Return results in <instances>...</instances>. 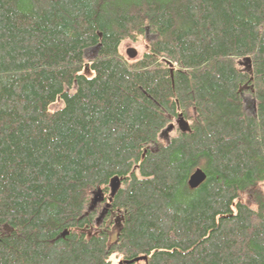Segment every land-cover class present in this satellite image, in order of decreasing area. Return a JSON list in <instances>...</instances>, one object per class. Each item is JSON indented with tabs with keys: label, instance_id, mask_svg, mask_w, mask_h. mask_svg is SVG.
Masks as SVG:
<instances>
[{
	"label": "trees",
	"instance_id": "16d2710c",
	"mask_svg": "<svg viewBox=\"0 0 264 264\" xmlns=\"http://www.w3.org/2000/svg\"><path fill=\"white\" fill-rule=\"evenodd\" d=\"M263 184L264 0H0V264H264Z\"/></svg>",
	"mask_w": 264,
	"mask_h": 264
},
{
	"label": "water",
	"instance_id": "95a60500",
	"mask_svg": "<svg viewBox=\"0 0 264 264\" xmlns=\"http://www.w3.org/2000/svg\"><path fill=\"white\" fill-rule=\"evenodd\" d=\"M99 46V45H98ZM97 46V47H98ZM126 55L128 58L130 59H134L137 57L138 55V51L135 47L133 46H128L127 49H126ZM247 61H249V59L247 58L246 61L244 62V64L247 63ZM171 66V64H169ZM178 126H180L179 128L181 130H185L186 128V125H188L187 123H184V118L181 116V114H179V117L177 118V122ZM175 127V124L174 123H170L169 125H167L163 130H162V134L163 135H168V133L170 131H172V129ZM206 175L205 173L203 172V170L201 168H196L190 175L189 179H188V184H189V187L190 188H196L198 187L202 182L203 180L205 179ZM120 186V180L118 177H114L112 178L111 180V183H110V189H111V196L114 195V193L117 191L118 187ZM96 199V197H95ZM111 200V198L109 197L108 199V203L107 205H109V201ZM106 207H104L103 209V212H102V215L106 212ZM147 257L146 256H139V257H135L131 260H121L119 261L118 264H122V263H133V262H136V261H139V260H146Z\"/></svg>",
	"mask_w": 264,
	"mask_h": 264
},
{
	"label": "rangeland",
	"instance_id": "374dc122",
	"mask_svg": "<svg viewBox=\"0 0 264 264\" xmlns=\"http://www.w3.org/2000/svg\"><path fill=\"white\" fill-rule=\"evenodd\" d=\"M128 46H133V47H135L137 49V51H138V55L137 56H139L144 51V48H145V45H144V42L143 41H140V42H131L129 40H124L121 43L120 50H121V52L126 57H127V55H126V49H127ZM95 54H96V48H94V47H91V48H88V49L85 50V58L87 60L91 59ZM244 99H245L247 105L251 104L250 103L249 96L245 95V98ZM61 105H62V102L61 103H59V102L56 103L55 102V103H52L49 106V108L50 109H56V108L60 107ZM174 132L175 131L171 132L170 133V136L173 135V134H175ZM162 138H166V137L165 136H162ZM263 189H264V184H263ZM245 198H246L245 200L247 201L248 204H250V205H253L254 204V201L252 200L251 196H246ZM102 210H103V206H101L99 208L98 212H97V216L98 217L102 215V212H103ZM117 260L118 259H115V261H117ZM115 261H114V263H115Z\"/></svg>",
	"mask_w": 264,
	"mask_h": 264
},
{
	"label": "bare ground",
	"instance_id": "6f19581e",
	"mask_svg": "<svg viewBox=\"0 0 264 264\" xmlns=\"http://www.w3.org/2000/svg\"><path fill=\"white\" fill-rule=\"evenodd\" d=\"M94 48H96V50H97L98 47L96 46V47H94ZM184 123H188V122L184 120ZM185 128H188V125H186ZM143 256H146V255H143ZM138 257H139V256H138ZM139 261H141V260H139ZM136 262H138V261H136Z\"/></svg>",
	"mask_w": 264,
	"mask_h": 264
},
{
	"label": "flooded vegetation",
	"instance_id": "af4514ba",
	"mask_svg": "<svg viewBox=\"0 0 264 264\" xmlns=\"http://www.w3.org/2000/svg\"><path fill=\"white\" fill-rule=\"evenodd\" d=\"M185 121H186V120H185ZM174 122L176 123V122H177V119H176V120H174ZM179 127H180V126H178V124H176V125H175V127H174V129H177V128H178V129L180 130V128H179Z\"/></svg>",
	"mask_w": 264,
	"mask_h": 264
}]
</instances>
